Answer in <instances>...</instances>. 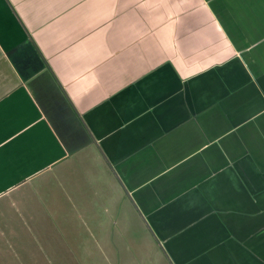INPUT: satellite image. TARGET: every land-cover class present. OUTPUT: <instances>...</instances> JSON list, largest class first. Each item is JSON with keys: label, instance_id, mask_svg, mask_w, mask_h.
I'll return each instance as SVG.
<instances>
[{"label": "crops", "instance_id": "obj_1", "mask_svg": "<svg viewBox=\"0 0 264 264\" xmlns=\"http://www.w3.org/2000/svg\"><path fill=\"white\" fill-rule=\"evenodd\" d=\"M85 235L264 264V0H0V264Z\"/></svg>", "mask_w": 264, "mask_h": 264}, {"label": "rangeland", "instance_id": "obj_2", "mask_svg": "<svg viewBox=\"0 0 264 264\" xmlns=\"http://www.w3.org/2000/svg\"><path fill=\"white\" fill-rule=\"evenodd\" d=\"M36 230V229H35ZM52 233L50 225H41L39 228V232ZM86 236V240L83 241L84 245L90 243L88 245V250L86 251V254H77L75 251H71L66 245L65 242L56 239L55 246L52 248V244L55 241H50V246H48L47 239L45 241H41V255L39 257L40 264H161L160 262H155V255L154 252H152L149 249H143L139 245H134V248L137 249V251L133 252L130 250H127V253H123L121 255H117L116 257L108 256L105 254L98 253L94 248L95 244L90 239H88V236ZM136 242H134L135 244ZM143 249L144 251H142ZM155 256V257H153ZM157 261L159 260L158 257ZM27 259V257H25ZM153 259L154 261H151ZM247 258H244V262H246ZM31 264V262H25ZM235 264H238L237 261Z\"/></svg>", "mask_w": 264, "mask_h": 264}]
</instances>
